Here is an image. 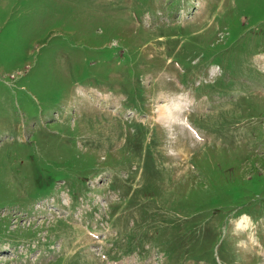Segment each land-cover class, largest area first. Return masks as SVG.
<instances>
[{
    "label": "rangeland",
    "instance_id": "rangeland-1",
    "mask_svg": "<svg viewBox=\"0 0 264 264\" xmlns=\"http://www.w3.org/2000/svg\"><path fill=\"white\" fill-rule=\"evenodd\" d=\"M263 250L264 0H0V264Z\"/></svg>",
    "mask_w": 264,
    "mask_h": 264
},
{
    "label": "bare ground",
    "instance_id": "bare-ground-1",
    "mask_svg": "<svg viewBox=\"0 0 264 264\" xmlns=\"http://www.w3.org/2000/svg\"><path fill=\"white\" fill-rule=\"evenodd\" d=\"M201 11H202V9H201ZM88 94H90V93H88ZM89 99H90V101L92 100V98H89ZM183 102H185V103H183ZM190 105H191V99L188 96H184L183 93L174 92L172 94L170 93L169 95H164L163 103H159V107L156 111L157 112L156 113V120L159 123L163 124V126L165 125L167 128L172 129L177 124H179V122L181 120L184 121V118L186 116L185 110H187V109L190 110ZM183 124L185 125V123H183ZM182 130L184 132H187V130H185V127H182ZM177 143H178V141H177ZM177 143H176V145H178V148H179L178 156L185 157L187 155V153H186L187 145L185 144V142H184V144L182 143V145H180L179 143L177 144ZM243 216H247V215L244 214ZM247 223H248V221H247ZM240 224H241L240 227H242V229H243V227L247 226L246 224H244V222H241ZM248 239H249V242L247 241L248 244L252 243L253 239L251 237ZM263 252H264V250H263ZM263 263H264V261H262V264ZM121 264H125V263L122 262Z\"/></svg>",
    "mask_w": 264,
    "mask_h": 264
}]
</instances>
